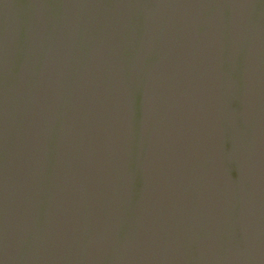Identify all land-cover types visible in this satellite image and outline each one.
<instances>
[{
  "label": "water",
  "instance_id": "1",
  "mask_svg": "<svg viewBox=\"0 0 264 264\" xmlns=\"http://www.w3.org/2000/svg\"><path fill=\"white\" fill-rule=\"evenodd\" d=\"M0 264H264V0H0Z\"/></svg>",
  "mask_w": 264,
  "mask_h": 264
}]
</instances>
